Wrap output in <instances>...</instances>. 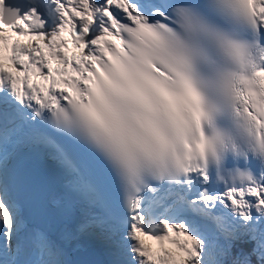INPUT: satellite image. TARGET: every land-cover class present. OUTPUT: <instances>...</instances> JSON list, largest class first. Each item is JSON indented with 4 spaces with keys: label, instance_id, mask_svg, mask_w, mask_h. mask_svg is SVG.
Returning <instances> with one entry per match:
<instances>
[{
    "label": "snow or ice",
    "instance_id": "6c2138e0",
    "mask_svg": "<svg viewBox=\"0 0 264 264\" xmlns=\"http://www.w3.org/2000/svg\"><path fill=\"white\" fill-rule=\"evenodd\" d=\"M25 152L55 175L12 178ZM82 238L264 264V0H0V264H92Z\"/></svg>",
    "mask_w": 264,
    "mask_h": 264
},
{
    "label": "water",
    "instance_id": "95a60500",
    "mask_svg": "<svg viewBox=\"0 0 264 264\" xmlns=\"http://www.w3.org/2000/svg\"><path fill=\"white\" fill-rule=\"evenodd\" d=\"M69 254V258L73 260H87L92 264H103L104 262L102 252L94 244H87L84 248L75 247Z\"/></svg>",
    "mask_w": 264,
    "mask_h": 264
},
{
    "label": "bare ground",
    "instance_id": "6f19581e",
    "mask_svg": "<svg viewBox=\"0 0 264 264\" xmlns=\"http://www.w3.org/2000/svg\"><path fill=\"white\" fill-rule=\"evenodd\" d=\"M73 242H74V244L78 245V244L89 243L90 241H89L87 238H82V239H80V240L78 241L79 243H78L77 241H73ZM73 242L69 243L68 245L72 244ZM150 242H151V241H150ZM151 243L154 244V242H151ZM27 248H28V246L25 245L24 252H22V254H21V259L25 258V257L28 255V253H27Z\"/></svg>",
    "mask_w": 264,
    "mask_h": 264
},
{
    "label": "rangeland",
    "instance_id": "374dc122",
    "mask_svg": "<svg viewBox=\"0 0 264 264\" xmlns=\"http://www.w3.org/2000/svg\"><path fill=\"white\" fill-rule=\"evenodd\" d=\"M78 242V241H77ZM79 243V242H78ZM149 243H151L150 241H149ZM153 244V243H152ZM74 245H76V244H74V242L72 243V244H70V245H66V247L68 248V249H70L72 246H74ZM153 247H155V244H153Z\"/></svg>",
    "mask_w": 264,
    "mask_h": 264
}]
</instances>
